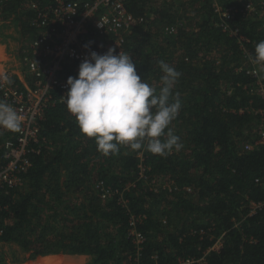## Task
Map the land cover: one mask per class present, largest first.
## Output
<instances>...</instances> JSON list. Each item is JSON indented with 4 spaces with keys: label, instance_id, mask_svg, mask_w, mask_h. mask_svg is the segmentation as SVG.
Wrapping results in <instances>:
<instances>
[{
    "label": "trees",
    "instance_id": "obj_1",
    "mask_svg": "<svg viewBox=\"0 0 264 264\" xmlns=\"http://www.w3.org/2000/svg\"><path fill=\"white\" fill-rule=\"evenodd\" d=\"M123 1L143 18L123 45L141 79L159 91L160 61L181 73L172 92L182 106L170 127L184 148L160 156L121 145L104 156L65 103H55L38 122L41 149L20 174L23 186L0 190V264L38 256L37 264H76L54 253L87 254L98 264H264V143H256L264 74L247 72L264 40V15L222 21L212 0ZM0 5L1 18L18 27L21 60L40 31L35 9L22 0ZM13 134L0 127V142ZM159 176L177 188L158 184ZM132 228L144 237L139 251Z\"/></svg>",
    "mask_w": 264,
    "mask_h": 264
},
{
    "label": "built area",
    "instance_id": "obj_2",
    "mask_svg": "<svg viewBox=\"0 0 264 264\" xmlns=\"http://www.w3.org/2000/svg\"><path fill=\"white\" fill-rule=\"evenodd\" d=\"M228 1L225 5L222 0H212L213 10L222 21L237 13L255 14L264 6V0ZM33 9L32 24L40 31L28 43V49H23L21 62L25 73L0 71V101L12 106L21 121V130L2 143L0 190L23 182L20 174L30 166V156L41 149L38 122L52 105L64 103L66 80L77 75L78 65L87 52L102 54L109 47H114L117 53L123 51L127 34L143 20L130 13L123 0H47L46 4ZM220 26L222 30L228 29L224 22ZM86 44L88 49L84 47ZM250 60L252 68L247 72L258 76L263 63H256L254 58ZM256 143H264V132ZM252 146L246 144L244 147L250 149ZM134 222L131 219L132 225ZM130 232L139 251L144 237L133 228ZM219 244L217 241L214 247ZM182 262L193 264L194 260Z\"/></svg>",
    "mask_w": 264,
    "mask_h": 264
},
{
    "label": "clouds",
    "instance_id": "obj_3",
    "mask_svg": "<svg viewBox=\"0 0 264 264\" xmlns=\"http://www.w3.org/2000/svg\"><path fill=\"white\" fill-rule=\"evenodd\" d=\"M253 58L264 63V40L256 44ZM159 67L163 75L157 91L141 79L129 53L109 47L102 54L89 50L77 75L67 78L63 95L67 110L82 134L95 139L104 156L117 153L121 145L160 156L183 147L170 127L182 106L172 92L181 73L163 61ZM0 127L21 130L18 113L5 101H0Z\"/></svg>",
    "mask_w": 264,
    "mask_h": 264
},
{
    "label": "rangeland",
    "instance_id": "obj_4",
    "mask_svg": "<svg viewBox=\"0 0 264 264\" xmlns=\"http://www.w3.org/2000/svg\"><path fill=\"white\" fill-rule=\"evenodd\" d=\"M47 0H22V5L25 6L26 8H34V7H39L42 6L43 4H46ZM2 9V6L0 5V10ZM264 15V7L260 8L258 11V16H263ZM5 20L4 23V35L6 37L5 39V54H2V51H0V71L3 69H7L8 71L17 74H24L25 73V66L21 63V60L19 61V56H18V49L20 46V37H19V33H18V27L16 26V23L9 18V15L6 18H1L0 16V21ZM171 31V30H169ZM2 48V47H0ZM5 62V65H2L1 63ZM7 63V64H6ZM260 70L262 71V74H264V63L263 66L260 68ZM155 84L160 85V82H155ZM7 130V129H6ZM264 132V122H261L257 131L258 136H261V134ZM4 139L0 142V149H2V143H3ZM43 144L47 145L50 147V145H48V143L45 142V140H43ZM183 147L181 148V150H179L180 152L183 150L184 148V142H182ZM128 147V146H127ZM125 149L123 150V152H129L127 150L126 147H124ZM130 148V147H129ZM131 149V148H130ZM141 152V151H140ZM139 152L138 156L141 155V153ZM95 158H93V162L90 166H93L94 164H96ZM97 166L93 167L96 168ZM193 173H195V170L193 169L192 171ZM169 177L167 176H159L158 178V184H162V186H167L171 189L173 188H177L175 185H173V181L172 180H168ZM93 182V181H92ZM22 182L19 186L22 187L23 186ZM96 187L100 188L102 190V194H100V197H105L106 194H108L109 188L108 186H105L104 182H102L101 180H99L96 184ZM179 189H181L182 191H184L187 194H194V188L192 186H185V187H178ZM191 194V195H192ZM163 206L156 208L152 214L154 215H159L160 211L162 210ZM131 219H133V221L136 220V218L134 217V214L131 215ZM55 255H59L60 257H68V258H74L77 257L76 254H66V253H54ZM49 255V254H47ZM40 256L36 257L34 260H30V261H25V262H20V263H16V264H37V260L39 259ZM77 264V263H76ZM112 264H116L115 262H112ZM123 264H129L127 262L123 263Z\"/></svg>",
    "mask_w": 264,
    "mask_h": 264
},
{
    "label": "crops",
    "instance_id": "obj_5",
    "mask_svg": "<svg viewBox=\"0 0 264 264\" xmlns=\"http://www.w3.org/2000/svg\"><path fill=\"white\" fill-rule=\"evenodd\" d=\"M4 23H5L4 19L2 21H0V47H2V48H0V51H2V54H5V49H4L5 44L4 43H5V39H6V37L4 35V27H5ZM1 64L5 65V62H2ZM3 70H7V69H3ZM3 70H1V71H3ZM42 256H45V255H42ZM76 256L77 257H74L73 259L77 264H98V263L93 261L92 256H90V255L76 254Z\"/></svg>",
    "mask_w": 264,
    "mask_h": 264
}]
</instances>
